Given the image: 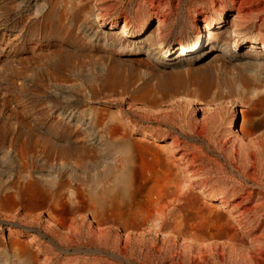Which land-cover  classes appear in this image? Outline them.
I'll return each mask as SVG.
<instances>
[{"label": "rangeland", "instance_id": "374dc122", "mask_svg": "<svg viewBox=\"0 0 264 264\" xmlns=\"http://www.w3.org/2000/svg\"><path fill=\"white\" fill-rule=\"evenodd\" d=\"M263 43L264 0H0V264H264ZM201 54L217 103L132 102Z\"/></svg>", "mask_w": 264, "mask_h": 264}, {"label": "bare ground", "instance_id": "6f19581e", "mask_svg": "<svg viewBox=\"0 0 264 264\" xmlns=\"http://www.w3.org/2000/svg\"><path fill=\"white\" fill-rule=\"evenodd\" d=\"M123 36L124 35H122V37ZM251 43L253 44L254 41L251 40ZM198 44H200V42ZM262 48H264V43L262 44ZM130 51L132 52V51H134V49H130ZM227 51L228 50H226V52ZM227 55H229V54H225V56H227ZM204 57H205V55L201 54V55H199L197 60H194L192 63H187L183 66L174 67V69L187 68L185 75H183L179 71H174L171 73L169 72V74H167V75H162V77H160L158 79V83L156 84V90H150L149 88L143 87L141 90L135 92L132 95V99H131L132 102L135 105H138V106L144 108L146 111H149V112L150 111H160V110H162V105L164 103H167L170 101L181 100V99L185 100L186 102H191V100L197 99L199 101H203V103L205 102V104L208 106L212 105L213 103L214 104L217 103V101H219V96L213 94L214 87H213L212 82L210 81V76H208L204 71L193 69V67H195L196 65H198V64L202 63V61H204V59H205ZM161 72H166V71L161 70ZM237 79L240 80L239 85L241 86L242 89L248 88L247 81L242 79L241 76H239ZM212 95L214 96L213 98H212ZM246 117H247V114L244 113L243 119ZM205 122L206 121L204 120L200 124V133H203L205 131V126H206ZM196 123H197L196 121H193V125H196ZM242 126H243V129L246 128V126H248L247 121L243 120ZM119 131H121L120 128L116 130V132H119ZM227 131H228V133L233 134V132L230 131L229 128H227ZM191 174L189 171L184 170L183 168L180 169L175 174L174 182H175L176 192H179L186 185L191 184V181L193 179ZM127 181H128V176H124L121 179H119L111 189L112 196H121L122 198H127L128 197V187H127L128 182ZM213 199H215V198L213 197ZM28 202H31L27 206V208H29L31 211V213L28 215L30 219H34L37 216L36 212L47 206V204L44 201L29 200ZM216 202L218 204H225V202L218 200V198L216 199ZM100 208H101L100 209L101 213L112 212V210L117 211V208L115 206L108 205V204L107 205H105V204L101 205ZM54 210L52 209L53 213H56V211H54ZM80 211L83 212L85 210L83 209ZM53 215L54 214H52V213L48 214L49 221L51 223L55 224L56 226L61 225V227H63V225H62L63 223L60 222L59 218L57 216H53ZM208 215L212 219V221H213L212 223H214V224H219L221 222V220L224 219V216L221 214V212L219 210L215 209L214 207L209 208ZM158 218H159V215H155V217L153 219L151 218V223L157 221ZM227 221H228V219H227ZM148 224H150V222ZM126 227L127 226L125 225V228ZM77 228H78V225L74 227V229H77ZM224 228H226L227 230H229L231 232L234 229V226L231 225V227H230L228 224L226 227L224 226ZM236 228H237V226H236ZM235 230L236 229H234V231ZM229 231H227L228 234L230 233ZM229 237L231 240H240L241 239V238H238L236 235L231 234V233L229 234ZM243 240H245V239L243 238ZM202 245H204V247L208 246V244H205V243H202ZM26 261L33 263V262H31L30 257H27Z\"/></svg>", "mask_w": 264, "mask_h": 264}, {"label": "water", "instance_id": "95a60500", "mask_svg": "<svg viewBox=\"0 0 264 264\" xmlns=\"http://www.w3.org/2000/svg\"><path fill=\"white\" fill-rule=\"evenodd\" d=\"M223 216H224V219H229L228 221L230 222L231 225L234 226V229H235L236 223H234L233 215L231 213H224ZM187 239L192 241L193 243L201 246L202 243L210 244L211 242L216 240V237L214 238V236H202V237H199V238H195L193 236H188Z\"/></svg>", "mask_w": 264, "mask_h": 264}]
</instances>
